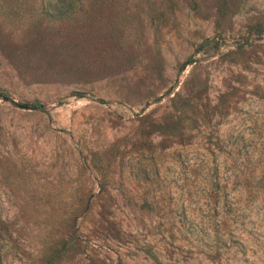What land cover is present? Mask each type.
I'll return each mask as SVG.
<instances>
[{
    "label": "rangeland",
    "instance_id": "rangeland-1",
    "mask_svg": "<svg viewBox=\"0 0 264 264\" xmlns=\"http://www.w3.org/2000/svg\"><path fill=\"white\" fill-rule=\"evenodd\" d=\"M109 1L0 18V264H264V0Z\"/></svg>",
    "mask_w": 264,
    "mask_h": 264
},
{
    "label": "trees",
    "instance_id": "trees-1",
    "mask_svg": "<svg viewBox=\"0 0 264 264\" xmlns=\"http://www.w3.org/2000/svg\"><path fill=\"white\" fill-rule=\"evenodd\" d=\"M16 2L17 0H0L1 19L13 22L22 18L17 12ZM109 2V0H41L31 11H37L34 17L53 24L78 25L90 18V11H95L97 6L108 5ZM30 108L45 112L38 101L32 103ZM259 182L264 184V176L260 177ZM0 226H2L1 222ZM144 252L154 264H163L150 249L147 248ZM59 254L58 250L54 251L45 257L41 264H55Z\"/></svg>",
    "mask_w": 264,
    "mask_h": 264
},
{
    "label": "water",
    "instance_id": "water-1",
    "mask_svg": "<svg viewBox=\"0 0 264 264\" xmlns=\"http://www.w3.org/2000/svg\"><path fill=\"white\" fill-rule=\"evenodd\" d=\"M0 100L3 101V102H8L10 105H12V106H14L16 108H19V109H31L27 105H23V104L17 103V102H15L13 100H10L7 96L1 95V94H0ZM95 101L97 103H100V104H102L104 102L102 99H95Z\"/></svg>",
    "mask_w": 264,
    "mask_h": 264
}]
</instances>
